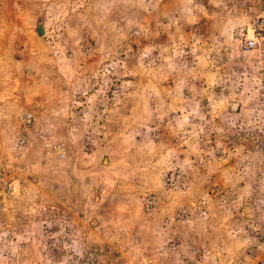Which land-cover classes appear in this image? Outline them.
<instances>
[{
  "label": "rangeland",
  "instance_id": "1",
  "mask_svg": "<svg viewBox=\"0 0 264 264\" xmlns=\"http://www.w3.org/2000/svg\"><path fill=\"white\" fill-rule=\"evenodd\" d=\"M263 24L264 0H0V264H264Z\"/></svg>",
  "mask_w": 264,
  "mask_h": 264
},
{
  "label": "built area",
  "instance_id": "2",
  "mask_svg": "<svg viewBox=\"0 0 264 264\" xmlns=\"http://www.w3.org/2000/svg\"><path fill=\"white\" fill-rule=\"evenodd\" d=\"M262 30H264V24L262 27H260ZM255 39L251 37L250 39H247L244 49L245 51H249L250 49L254 48L255 46ZM33 112L32 111H26L23 115L18 116V139L16 141V145L19 147V149L25 148L28 144L29 140L25 135V129L31 126V122L33 119ZM50 152L54 155L55 158L63 157L64 156V149L63 147H60L59 145L55 144H47ZM1 161V160H0ZM17 172V169H12L11 166L8 164L4 165L2 162H0V196H9V195H15L16 192H14V183L15 178L14 175L11 173ZM13 180V181H12Z\"/></svg>",
  "mask_w": 264,
  "mask_h": 264
},
{
  "label": "trees",
  "instance_id": "3",
  "mask_svg": "<svg viewBox=\"0 0 264 264\" xmlns=\"http://www.w3.org/2000/svg\"><path fill=\"white\" fill-rule=\"evenodd\" d=\"M115 21H116V23H118V25L124 27L123 24H121L122 23V16L116 18ZM207 31H208V27H206L205 29H201V28L197 29V32L200 35H206L207 34ZM208 88H209L210 91L213 90V87H208ZM214 96H216V93L214 94ZM208 100H209V102H211V98H209Z\"/></svg>",
  "mask_w": 264,
  "mask_h": 264
},
{
  "label": "water",
  "instance_id": "4",
  "mask_svg": "<svg viewBox=\"0 0 264 264\" xmlns=\"http://www.w3.org/2000/svg\"><path fill=\"white\" fill-rule=\"evenodd\" d=\"M40 30H41V27H40V25H39V27H38V31H39V33H40ZM236 106H235V104H233L232 105V108L234 109ZM75 184H77V183H75ZM74 191V190H73Z\"/></svg>",
  "mask_w": 264,
  "mask_h": 264
},
{
  "label": "bare ground",
  "instance_id": "5",
  "mask_svg": "<svg viewBox=\"0 0 264 264\" xmlns=\"http://www.w3.org/2000/svg\"><path fill=\"white\" fill-rule=\"evenodd\" d=\"M77 190V185L74 187V191H76Z\"/></svg>",
  "mask_w": 264,
  "mask_h": 264
}]
</instances>
